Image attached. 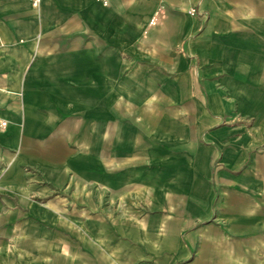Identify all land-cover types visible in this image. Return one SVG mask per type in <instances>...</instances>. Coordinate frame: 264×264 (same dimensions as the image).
<instances>
[{"label": "crops", "instance_id": "obj_1", "mask_svg": "<svg viewBox=\"0 0 264 264\" xmlns=\"http://www.w3.org/2000/svg\"><path fill=\"white\" fill-rule=\"evenodd\" d=\"M32 1L0 0V264H264V0Z\"/></svg>", "mask_w": 264, "mask_h": 264}, {"label": "built area", "instance_id": "obj_2", "mask_svg": "<svg viewBox=\"0 0 264 264\" xmlns=\"http://www.w3.org/2000/svg\"><path fill=\"white\" fill-rule=\"evenodd\" d=\"M111 1L112 0H103V5L105 7H110ZM32 3H33V6L37 7L40 3V0H33ZM191 11L194 13V12H197V9H192ZM7 125L8 124L6 121L0 119V126L1 127H7Z\"/></svg>", "mask_w": 264, "mask_h": 264}]
</instances>
